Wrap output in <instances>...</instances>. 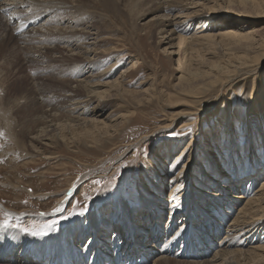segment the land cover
<instances>
[{"label":"rangeland","instance_id":"obj_1","mask_svg":"<svg viewBox=\"0 0 264 264\" xmlns=\"http://www.w3.org/2000/svg\"><path fill=\"white\" fill-rule=\"evenodd\" d=\"M155 1L115 0L117 6L113 7L104 6L98 0H64L67 8L53 9L54 13L50 17V24L53 26H61L67 30L73 29L75 24L72 18L82 16L81 20L94 27L93 32L98 33L99 36L95 41L88 40L89 43L94 42L89 47L98 50L92 55L96 60L93 72H102L113 66L112 74L100 76L99 82L112 83L111 81L120 79V85L122 84L118 92L111 90L109 96L100 99L103 114L99 120L109 117L119 127L111 131L112 134L110 132L104 135L98 143L80 140L67 144L64 143L65 141L57 143L55 140L51 147H46L34 142L42 146L44 153H34L33 157L24 154L23 146H21L26 144L32 147L29 136H26L23 141V138L17 135L18 132L22 128L27 132L31 129L28 126L30 119L38 117L45 111L50 112L52 107L57 106L61 112L74 109L75 105H69L71 102L66 103L64 98L73 96L71 88L75 89L76 83H60L58 79L65 80L70 76H76L77 73L73 62L61 63L53 60L49 62L45 61V58L42 60L33 51L28 53L23 49L24 43L17 38L12 26H8L7 20L2 14L0 15V61L3 60V66L2 63L0 66L8 84L4 88H7V97L14 99L15 96L23 95L16 100L18 104L15 102L18 106L14 103L10 104V113L7 112L5 116L0 115V225L6 229L15 228L21 235H29L41 241L43 251L47 250L45 244L49 243V247L52 248V241L65 235L67 228L87 227L91 217L97 221L111 220L117 224L123 207L137 208V210L144 208L141 202L148 196L153 186L160 182L158 171L164 162L158 158L160 150L162 154H170L168 159L166 156L164 169L169 170L171 166L173 176L184 170L181 173V180L191 174L188 162L193 160L199 168H204L207 163L204 175L199 177L193 187V189L199 187L205 192H209V188L212 187L219 194V191L217 192L220 185L219 179L224 184L226 177L225 173L220 174L221 171L231 172L232 177L229 176L226 180L227 185L230 186L237 179L238 182L241 180L243 183V180L248 178L247 174L235 177L233 172L237 171L236 169L238 172H249V174H255L261 168L264 169V0H194V4H190L193 0H170L174 8H163V10L157 7L158 2L155 3ZM76 3L81 7L80 10L77 11L72 7L71 11L69 6ZM195 10L201 11L200 14L205 16L197 19L186 16ZM167 17L168 19L175 17L173 20L177 23L162 30L160 21ZM46 21L47 19L40 20L36 24L38 26L41 23L43 28L45 27L43 23ZM42 28L40 26V29ZM228 28L240 34H246L247 38L228 37L221 40L215 37L207 40L200 37L204 33L218 35ZM37 37L42 39L43 32ZM46 46L50 45L41 44L39 47ZM246 54L254 56L257 60L246 63L238 73L230 72L228 79L215 78L213 75L204 76V78L199 76L193 81L196 94L193 96L183 94L186 87V81L181 80L183 73L187 75L188 70L197 71L196 73L201 70L212 72L213 68L209 65L212 66L216 61L229 63L232 57ZM105 88L101 87L99 90L102 91ZM123 88L124 91H122ZM186 99L189 101L187 105L174 106L175 102H184ZM179 111L188 113L186 118L190 120L188 121L190 126L182 127V121L185 118L177 119L176 113ZM74 115L77 114L74 113ZM122 115L125 118H122ZM8 117L9 119H6ZM65 118L67 117L63 116L59 122L67 121ZM4 120L10 123H5ZM223 122L226 123L225 127ZM53 124L49 127V133L60 132L61 129L58 128L61 127ZM189 128L192 129L191 132L188 131ZM223 128L229 129L231 143H235L232 147L233 152H236L235 157L230 161L226 155L227 151L216 150L222 142L220 136ZM252 131L255 137H257L256 134L261 136L260 146L256 149L244 146ZM190 138L195 139L191 148L192 154L185 149L190 143ZM178 139L182 141L180 153L186 151V156L176 165L175 158L180 153L178 151L170 153V151ZM240 147L246 149L243 156L239 154ZM191 156L192 158L189 159ZM162 158L165 159V157ZM220 158H222L220 170L215 171L212 162L216 163V160ZM164 176L165 172H160V178L166 179L165 183L170 184L172 177ZM244 176L246 178H243ZM263 180L264 172L258 177L255 185L259 186ZM239 186L241 189L242 184L238 183L237 187ZM240 192L243 191L233 190V195ZM227 194V198H231L232 192ZM165 195L169 196L170 191L167 192L166 189ZM2 204L18 214L10 215ZM157 204L160 205L157 211L162 214L159 213L160 216L152 220L156 224L148 225L147 232H152V229L156 227L163 229L168 224L170 226L167 230L174 227L184 230L186 226L185 229L193 224L188 219L191 217L183 216L185 214L183 209L171 215L169 212L171 201L167 202L159 198ZM85 205L88 210L84 215H73L68 219L61 218L68 216L69 212L78 211L79 207ZM57 207L62 211L54 212L53 209ZM146 210L148 209L144 208V211L143 209L141 211ZM226 210L229 211L227 206ZM211 211H213L211 218L220 219L219 216L222 213L216 212L215 208ZM5 213L9 215L5 216ZM180 218L184 219L185 223ZM5 219L8 220V227L2 226ZM53 220L57 221L53 230L43 236H32L20 231L17 227H11V225H23L24 227L35 226L39 229L43 224ZM202 220L203 223H207L205 219ZM140 222L147 221L140 220L138 224H142ZM217 222L219 225L222 224L219 220ZM231 222L232 218L220 226V233L210 244L212 253L220 249L219 244L225 240L224 235L225 237H228V234L232 235L234 242H243L241 233L227 230L226 227ZM198 225H200L199 220L193 224L192 228L195 229ZM123 227L126 229L127 226L123 225L121 228ZM66 237L67 239L63 238V240L70 239L69 234ZM116 237L119 238V235ZM73 240H70L69 244L74 242V245L85 248L90 239L86 237L82 241ZM117 240L119 239L115 241ZM213 243L216 244L211 246ZM107 244L114 246L112 241ZM156 256L157 254L150 256L149 260L142 264H154ZM171 258L185 261L187 264L206 260L199 256L183 257V255L181 257L171 255ZM58 262L63 263L61 259H58Z\"/></svg>","mask_w":264,"mask_h":264},{"label":"bare ground","instance_id":"obj_2","mask_svg":"<svg viewBox=\"0 0 264 264\" xmlns=\"http://www.w3.org/2000/svg\"><path fill=\"white\" fill-rule=\"evenodd\" d=\"M98 1L102 2L104 6H113V7L117 6L115 0H98ZM156 2H158L157 7L162 8V10L163 8L166 9L174 8L173 2H171L170 0H158L155 1V3ZM77 4L78 3L69 6L71 7V11H72V7H74L75 10L77 11L80 10L81 7H79ZM190 4H194V0L191 1ZM61 7H66V8L68 7L67 4H65L64 0H2L0 1V9L10 8L11 10V16L9 18L6 17L5 15H3V17L7 20V25L12 26L13 32H16V30L21 28L23 25L30 26L29 29L17 35V38L21 39L22 43H24L25 48L23 47V49H25L28 53H31L29 51H33V53L39 55V57H41L42 60H44L45 58V61L47 60L50 62V60L51 61L53 60L61 63H63V61L73 62L75 72L77 73L76 76L74 75L70 76V78L65 80L58 79L60 83L61 82L76 83L75 86L76 88L75 89L71 88L73 96L64 98L66 99L65 100L66 103L71 102L69 103V105L73 104L75 105V108L68 109L67 112H61L57 106L52 107L50 112L45 111L43 112V114L38 115V117L36 118L31 116L32 120L30 119L31 122H28L29 123L28 126L31 129H28L27 132H25L23 128L20 129V131L18 132L17 135L22 137L23 141L26 136H29L30 138V143L32 145L31 148L29 147V145L23 143H22L23 145H21L23 146L24 154H27L30 157H33L34 153H44L42 151V146L37 145L39 143H41L43 146L46 147L47 146L51 147L52 143H54L55 140H57V143L58 141L59 142L65 141L64 143L67 144L69 143L71 144L80 140H84V141L88 140L90 142L98 143L100 142L101 138L104 135L109 134L111 131H114V129L119 127L118 124L114 123V120H110L109 117L103 120H99V117L102 116L103 114L101 110L102 107L100 104V99H102V97L104 96H109L111 94L110 92L111 90H115L116 92H118L119 88L122 85V84L120 85L121 83L120 79H116L114 82L111 81L112 83L99 82L100 76L104 77V76H110L112 74V71L114 69L113 66L103 70L102 72L100 71H98V73L93 72L94 66L96 64L95 62L96 60L95 57L94 58L92 57V55L93 53L98 52V50L89 47L90 45L94 44V42L89 43L88 40L92 39L93 41H95V39H97L96 37H98L99 35L97 32H93L92 29H94V27L92 28L90 24H87L86 22L81 20L83 18L82 16L79 17L75 16L72 18V21L75 24L74 25L75 28L70 30H67L61 26L57 27V25L53 26L52 24H50L51 14L54 13L53 9L54 8L58 9ZM191 7H193V5ZM205 8L207 10V7ZM203 9L201 11H203ZM212 9L211 10L208 9V10L212 11ZM201 11L198 10H195L193 12L191 11L190 13L186 14V16L193 17L194 19L205 16L200 14ZM11 19H14V21L11 22ZM45 19H47L46 23L45 22L43 23L45 27L42 28L43 25L41 23L37 26L36 22L38 21L40 22V20H45ZM170 19H168L167 17L165 20L163 19L160 21L162 30L166 28H170L177 23V22L175 23L173 19L171 20ZM40 26L42 29L45 28V30L40 29ZM39 29L41 30L40 33H39ZM41 32H43L44 37L42 39H39L41 37L38 38L37 35L38 34L41 35ZM200 37L207 40L214 39L215 37H218L221 40L228 37H237V38L239 37L242 39L246 37V34H240L236 30L232 28H228L227 30L219 33L218 35L217 33L216 34L204 33L201 34ZM39 44L40 45L48 44L50 46L40 48ZM74 46L75 48H73ZM235 52L240 53V51H235ZM55 53L58 54L56 55ZM231 60L229 63L228 62L217 63L216 61L215 63L212 64V66L209 65V67L213 68V69L210 68L212 72L201 70V72L196 73L197 71L194 72L188 70L189 73L187 75L183 73V75L181 76V80L186 81L185 82L186 87H184L183 94L186 96H190V95L193 96L194 94H196L195 91L196 88L193 85V81L196 78H199V76H203L204 78V76L209 77L213 75V77L215 78L222 77L223 79L224 78L226 79L227 77L228 78L230 77L229 76L230 72L236 71V73H238L239 69H241L242 66H244L246 63H250L257 60V58H255L254 56H249V54L248 55L246 54V55H237L235 57H232ZM2 62L3 60L0 61V64ZM2 72L3 71H1V66H0V76H1L0 115L5 116L7 112L8 113L11 112V111L9 112L11 108L10 104L12 103L15 104V102H17L16 100H18V98L22 97L23 95L15 96L14 99L7 97V92H6L7 88L4 87H7L8 84L5 81L4 79L5 76L3 75L4 73ZM101 87L104 88L106 87V88L105 90L100 91ZM122 91H124V88ZM49 102L51 101L49 100ZM188 102L189 101H187V99L184 102L177 101L174 103V106L187 105ZM17 104L15 105L18 106ZM25 108L26 107H24V109ZM34 109L36 110V108ZM66 113H68V115H65ZM74 113H76L77 115L75 116ZM186 115H188V113H185V111H179L176 113L177 119L185 118L184 121H182L183 128L191 125L190 123H188V121L190 120L186 118ZM63 116L67 117L65 118L67 121L61 123L59 121L62 120ZM49 118L50 120H48ZM122 118H125L124 115H122ZM6 119H9V117ZM5 123H10V121L8 122L7 120ZM52 124L59 125L61 127L58 128L61 129L60 132L56 131L55 133L50 134L49 127ZM223 125L225 127L226 123L223 122ZM169 126L171 125L169 124ZM226 128H223L221 130L222 132L220 137L222 139V142L218 147H216V150L218 149L219 151L221 150L227 151L226 155L228 157V161H230L235 157L234 154L236 152H233L234 149L232 148L235 146L234 145L235 143L234 144L231 143L232 140L230 138L231 136L229 133L230 131L229 129ZM112 133L113 132H111V134ZM30 135L32 136L30 137ZM256 136L257 137H255L254 135V131H252L250 135L247 137L244 146H246V148L249 149H252V147L254 149L258 148L260 146L259 141L261 140V136L259 137L257 134ZM14 139L15 138H13V140ZM43 141L44 143H42ZM34 142H37V144H35ZM181 142L182 141L179 139L175 141L173 144L174 146L172 147L170 153L173 151H178L180 153L181 151L180 148L182 147L180 146ZM194 142L195 139L190 138V143L185 148L188 150L187 152L191 153V148L193 147ZM236 146H238V144ZM238 150H240L239 154L241 156H243L242 155L243 153H246L245 147L243 148L240 147L238 148ZM160 151L158 152V158L164 160L162 164L163 166L161 165L158 171L159 173L157 172L159 176L158 181L160 180V182L153 186V189L149 191V193L147 194L148 196L141 202L143 207L148 210L143 212L144 208H142L143 211H141L142 209L141 210L140 209L137 210V208L127 209L123 207V212L121 213L119 219L117 220L118 222L117 224H114L113 221L111 220L108 222H104V221L102 222V221H97L93 219V217H91L88 220L89 224L87 227L79 226V228L77 227L67 228L65 235H61L59 239H55L52 241L53 242L52 248L49 247L50 246L49 243L45 244L43 242L45 244V247L47 248V250L45 251L41 249V245H42L41 241H37L32 237H30L29 235H21L17 230H15V228L6 229L1 227L0 225V264H115V260L120 261L121 264H142L145 263L147 260H149L150 256L152 257V255L154 256L156 254L157 256L154 264H187L185 261L182 260L180 261L171 258V255L180 256V257L181 255H183V257L199 256L206 259L203 262H194L190 264H262V261L264 260V242H263L264 241V180L260 183L259 186H256L255 183L256 181H258V177H260L262 172H264V169L261 168L260 170L255 172V174L252 173L249 174V172L241 173L238 172V169H236L237 171L233 170L234 171L233 175L235 177L238 178L240 177V175L247 174L248 178L244 176L243 178L246 179L243 180V183L241 182V180L240 182H238L237 179V181L235 183H232L230 186L227 185L228 183L226 180L231 175V172L229 170H227L226 172L221 171L220 174L225 173L226 177L224 179L225 181H223L224 184H222L221 182L222 180L219 179L220 185L217 190V192L219 191V194H217L215 192L216 189H212V187L209 188V192H205V191H201V189H199V187L197 188V186L195 187L197 189H193V187L195 186L194 184L197 183V181L199 180V177L204 175L206 171V167L208 166L207 163L204 168H199L198 164L194 163L193 160L188 162L187 165H189L191 169V174L186 175L185 179L181 180V173H183L184 170H182L180 174L173 176V171L171 169L172 168L171 166L169 167V170L164 169V165H166V160L168 159L169 157L168 155L170 154H162V150ZM181 153L179 156H176L175 160H179L181 162L184 159V157L186 156L185 154L186 151ZM162 157H165V159ZM190 158H192V156L189 157V159ZM221 159L222 158H220V160L217 159L216 163L212 162L215 171L218 169L220 170L219 166L220 163H222ZM177 164L178 163H176V165ZM160 172H165V176H164L165 178H168L170 176L172 177L170 184H168V182L165 183L166 179L160 178ZM235 177L233 178L235 179ZM212 178L214 179V177ZM238 183L242 184L241 189H240L241 185L237 187ZM166 189L167 192L170 191L169 196L165 195ZM233 190L234 191L242 190L244 193L243 192H240L239 194L234 193L233 195ZM228 192H232L231 198L229 197V199L227 198ZM159 198L164 199L167 202L169 201L172 202L171 206L169 207L170 210L169 212L171 213V215H174L177 211L180 212L183 209L185 212L183 216L186 218L191 217L188 218L190 220V223L195 224L196 221L199 220L200 225H198L195 229L192 228L193 224H191L190 228L188 227L187 229H185L187 227L186 226L184 230L175 227L167 230V227L170 226L168 224L167 227H164L163 229H160V227H156V229L154 230L152 229V232H147L148 225L154 226V224H156L152 220L160 216L159 213L161 212L157 211L158 207H160V205L157 204ZM211 203H213V205H211ZM226 206L228 207L229 211L228 210L225 211ZM3 208L10 215L14 216L18 214L17 212L8 209L5 205H3ZM214 208L216 212H219V214L222 213V215L219 216L220 219L217 218L216 220H214L215 217L211 218V215H213L212 214L213 211H211V209ZM113 211H115V209H113ZM179 217L181 216L179 215ZM230 218H232V222L230 223V225L227 224L228 225V227H226L227 230L230 229L237 233H241L243 237V242H239V241L234 242V240H232L231 238L232 235L228 234L229 233L228 232L226 233L228 234V237H225L224 235L223 239L225 240L219 244V248H220L218 249L219 251L217 250L216 252L212 253L210 251L211 242H213V240L220 233L221 231L220 226L224 222H229ZM202 219H205L207 223H203ZM140 220L147 222H140L142 224H138ZM218 220L222 223L221 225H219V223L217 222ZM181 221H184L185 223L184 219H182ZM121 225L122 226L124 225L125 227L127 226L126 229H124V227L121 228L122 227ZM150 230L151 229H149V231ZM120 231L122 232V235ZM68 234L70 236V239L63 240V238L67 239L66 236ZM116 235L117 236L119 235V238L116 237ZM86 237H88L90 240H88L87 242L88 244L86 243L87 246L85 248L81 247V245L80 246H76L77 244L74 245V242L72 244H69L70 243L69 241L72 239H74L73 241H76L78 239L82 241V239ZM116 239L119 240L115 241ZM109 241L114 242V246L108 245L107 242ZM261 242H263V244H260ZM216 243L218 244V242ZM216 243H213L211 246H213ZM95 251H97L96 255L93 254V252ZM86 258L88 259L87 261ZM58 259H61L63 263L58 262Z\"/></svg>","mask_w":264,"mask_h":264},{"label":"snow or ice","instance_id":"obj_3","mask_svg":"<svg viewBox=\"0 0 264 264\" xmlns=\"http://www.w3.org/2000/svg\"><path fill=\"white\" fill-rule=\"evenodd\" d=\"M189 132L192 131L191 128L188 129ZM180 161L177 160V163H179ZM175 165H173L174 167ZM31 191V190H29ZM175 198V197H174ZM87 206H81L79 207L78 211L76 212H69L68 213V216H62L61 218L62 219H68L69 217L73 216V215H84L85 212H87ZM54 212H61L62 209H60L59 207L57 208H54L53 209ZM9 214L8 213H5V216H8ZM41 215H45V213H41ZM57 223V221L53 220L49 223H45L43 224L39 229H36L35 226L33 227H24L23 225H11V227H17L19 228L20 231L26 233V234H30L32 236H43V235H47L48 232L52 231L53 230V226ZM4 227H8L9 226V223H8V220L5 219L3 221V225Z\"/></svg>","mask_w":264,"mask_h":264}]
</instances>
